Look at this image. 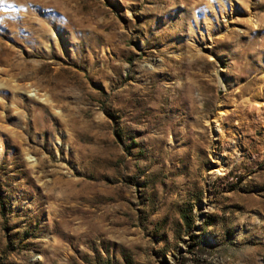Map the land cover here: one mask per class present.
<instances>
[{
    "label": "rangeland",
    "instance_id": "374dc122",
    "mask_svg": "<svg viewBox=\"0 0 264 264\" xmlns=\"http://www.w3.org/2000/svg\"><path fill=\"white\" fill-rule=\"evenodd\" d=\"M0 264H264V0H0Z\"/></svg>",
    "mask_w": 264,
    "mask_h": 264
},
{
    "label": "bare ground",
    "instance_id": "6f19581e",
    "mask_svg": "<svg viewBox=\"0 0 264 264\" xmlns=\"http://www.w3.org/2000/svg\"><path fill=\"white\" fill-rule=\"evenodd\" d=\"M251 21L255 24V19L254 18H252ZM221 113H222V111L219 109L217 111L216 115L209 121V124L211 125V128H212V131H213L214 135H216V132L219 129V120H220L219 117H220Z\"/></svg>",
    "mask_w": 264,
    "mask_h": 264
},
{
    "label": "trees",
    "instance_id": "16d2710c",
    "mask_svg": "<svg viewBox=\"0 0 264 264\" xmlns=\"http://www.w3.org/2000/svg\"><path fill=\"white\" fill-rule=\"evenodd\" d=\"M183 219H184V222H185L186 227L189 228V226H190V222L187 221L185 218H183Z\"/></svg>",
    "mask_w": 264,
    "mask_h": 264
}]
</instances>
